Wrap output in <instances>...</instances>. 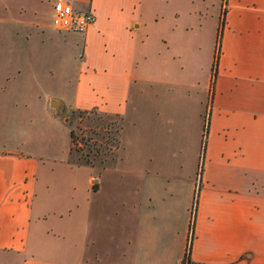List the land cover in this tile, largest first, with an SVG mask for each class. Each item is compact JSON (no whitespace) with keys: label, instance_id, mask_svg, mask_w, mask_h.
Instances as JSON below:
<instances>
[{"label":"crops","instance_id":"1","mask_svg":"<svg viewBox=\"0 0 264 264\" xmlns=\"http://www.w3.org/2000/svg\"><path fill=\"white\" fill-rule=\"evenodd\" d=\"M69 1L95 20L54 96L44 0H0V264H264V0ZM90 110L121 119L105 179L72 148Z\"/></svg>","mask_w":264,"mask_h":264},{"label":"rangeland","instance_id":"2","mask_svg":"<svg viewBox=\"0 0 264 264\" xmlns=\"http://www.w3.org/2000/svg\"><path fill=\"white\" fill-rule=\"evenodd\" d=\"M38 11L45 27L39 36L31 38L30 44L40 45V47L44 48L45 57L42 65L44 67L46 93H52L54 96H62L66 94L65 90L67 88L64 85V77L75 72L77 63L76 50L69 36L65 32L58 31L53 27V9L49 1L44 0ZM217 17L218 6H216L214 19H217ZM50 110L56 114L61 113L59 108H51ZM209 116L210 110L208 109L206 114L207 121ZM67 122L73 130V150L84 161L88 159L100 168L103 165L107 166L113 163L117 157V148L119 145L117 143L116 130L121 122L118 116L103 114L96 110L71 111L67 115ZM205 137L202 139L204 143ZM63 144H66V136L63 139ZM201 153L203 157L204 151L201 150ZM98 167L94 168V174L97 177L101 176L102 179H105V167H103L104 169H98ZM100 221L103 223V226L101 227V231L99 230V233H103L104 236L105 214L100 216ZM103 240L99 241V246L100 244L102 247L104 246Z\"/></svg>","mask_w":264,"mask_h":264},{"label":"built area","instance_id":"3","mask_svg":"<svg viewBox=\"0 0 264 264\" xmlns=\"http://www.w3.org/2000/svg\"><path fill=\"white\" fill-rule=\"evenodd\" d=\"M54 28L61 32H85L95 20L91 11L74 9L69 0H55L53 3Z\"/></svg>","mask_w":264,"mask_h":264},{"label":"trees","instance_id":"4","mask_svg":"<svg viewBox=\"0 0 264 264\" xmlns=\"http://www.w3.org/2000/svg\"><path fill=\"white\" fill-rule=\"evenodd\" d=\"M224 26V11L221 14L220 17V21H219V27L217 30V38H216V49H215V55H214V61L211 67V84H210V93H209V102L211 103L212 101V95H213V90H214V83H215V79H216V75H217V63H218V58H219V54H220V38H221V33H222V29ZM121 122V119H120ZM121 128V124L118 126L116 132H117V143H119V131ZM207 128H208V121H205V126H204V132H203V138L206 136L205 134H207ZM70 135H71V139H72V148L74 145V139H73V130L71 129L70 131ZM204 142H202V148H204ZM203 158V157H202ZM87 163L90 164H94L93 162H91L90 160L86 159L85 160ZM102 167H105V165H103Z\"/></svg>","mask_w":264,"mask_h":264}]
</instances>
